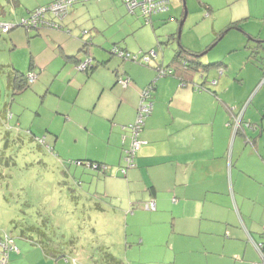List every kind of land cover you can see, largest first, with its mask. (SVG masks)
<instances>
[{"label": "rangeland", "instance_id": "374dc122", "mask_svg": "<svg viewBox=\"0 0 264 264\" xmlns=\"http://www.w3.org/2000/svg\"><path fill=\"white\" fill-rule=\"evenodd\" d=\"M96 1L71 10L72 14L64 22L70 25L62 24L63 31L42 28L41 34L37 35L36 31L27 33L24 28H18L9 34H0V237L9 234L20 239L22 231L36 236L38 234L34 229L49 227L60 245L80 252L77 258L69 256L78 264H97L99 256L94 259L92 256L99 253L103 244L111 246L116 257L127 264L147 261L153 264H234L232 259L238 257L235 254L241 252L239 255L242 257L245 247L240 244L228 247L224 252L222 243L214 235H209L204 243L199 237L176 236V249L184 251L176 260L171 250L173 241L167 235L169 226L165 227L150 217L151 213L144 209L147 201L130 207L126 201L131 199L130 190L118 183L110 189L114 191L117 206L120 205L123 210L114 214L116 204L106 198L107 193L111 195L106 184L111 178L104 179L103 175L99 179L91 178L83 174L86 169L90 171L89 167L70 164L86 157L92 160L110 159L112 164L108 175L120 173L121 167L126 166L123 151L125 134L121 130L128 124L122 120V112L126 108L119 100L122 93L119 90L122 89L113 93L102 92L98 81L109 73L120 71L122 74V65L127 66L128 62L124 64L112 55L115 44L127 46L132 54L156 53V61L149 66L152 69L156 64H163V67L171 65L176 51L185 47L194 52L208 51L202 58L204 64L223 61L233 65L228 67L242 70L246 52L242 32L231 30L223 35V40H219L216 47L207 48L210 45L212 48L213 41L224 32L226 17L239 14L243 0L230 4V0H214L215 12L211 15L204 6L209 3L207 0H185L188 15L180 40L183 0H170V11L154 16L152 25L140 17L139 11L132 15L119 1L106 12L89 9ZM1 2L6 5V14L3 16L0 13V25L18 23L23 10L13 9L6 0ZM79 8L82 10L77 11ZM84 31L90 33L82 38ZM90 39L92 42L86 48V58L94 59V66L98 69L88 81L81 77L86 74L77 70L76 63L67 62L62 46L77 54ZM235 45L238 51L232 53ZM33 61L36 67L32 73L36 80L28 90L12 100L7 89L8 71L15 66L28 75ZM130 64L143 70L140 68L142 65ZM9 66L11 68H7ZM220 70L230 71L227 68ZM218 72L214 69L205 77L212 82ZM234 73L231 89L226 92L229 101L241 100L249 93V81L245 80H250V77L246 76L243 82L235 81ZM201 74H197L196 82H202ZM244 74L248 75V70ZM228 75L226 72L224 78ZM244 107L245 104L241 105L240 110ZM120 108V113L114 117L113 113ZM116 125H120L119 148H116L117 141L109 143L112 134L115 137ZM262 140L264 148V136ZM50 148L54 151L51 152ZM124 178L120 174L116 180L123 182ZM90 181H94V186L88 191L87 183ZM139 187L136 185V190ZM241 191L250 198L245 209L251 213V220L258 222L262 213L259 200L264 201V186H249ZM134 199L132 201L138 203L137 198ZM110 202L113 205H109ZM97 204L104 211H96ZM136 214L138 216L133 217ZM126 215L130 216L128 224L125 222ZM210 224L218 231L224 226L223 222ZM66 237L68 240L64 243ZM142 240L145 245L140 243ZM167 250L174 256L167 254ZM241 257L237 259L241 261Z\"/></svg>", "mask_w": 264, "mask_h": 264}, {"label": "crops", "instance_id": "0c3cea01", "mask_svg": "<svg viewBox=\"0 0 264 264\" xmlns=\"http://www.w3.org/2000/svg\"><path fill=\"white\" fill-rule=\"evenodd\" d=\"M54 1L15 0L14 4H9L13 9L18 10L20 8L23 10V13L20 14L22 18L27 12L47 6ZM116 1L124 6L122 0H99L89 6V9H100L102 12H106L109 8L116 6ZM207 1L209 3L204 6L207 13L211 15L215 12V1ZM238 1L241 0H230L228 3ZM77 7L78 5L72 10H76ZM242 7L239 14L226 17L222 30L229 31L224 33V30L222 35L217 37H222L220 40H223V34L226 35L231 30L242 32V37L246 41L242 70L228 67L230 63L225 64L224 62L222 68H227L230 71H224L222 76L218 72V75L213 78V80H218L216 86L207 83V87L214 89L215 94L197 91L192 84H201L200 81L196 82L198 73L205 76L214 69L219 71V68L210 69L206 73L201 70L192 78L194 83H189L186 86L176 77L156 79V68L163 64H156L153 69L141 66L140 68H143L141 70L133 68L135 65L128 62L126 67L122 65V74L120 71H116L114 74L109 73V76L105 75L98 79L102 92L111 91L113 93L115 90L122 89L119 90L122 92H120L119 100L120 104L126 105L122 112V120L128 125L133 124L136 120L141 92L149 84L156 83L153 92V113L147 119L139 136L142 145L136 157V168L128 171L123 182L116 180L120 176V173L117 172L114 175H103V177L104 179L111 178L106 183L109 189L116 187L118 183L123 184L124 187L126 185V190H130L131 199L126 200L130 207L145 201H147L145 205L150 202L156 203V211H149L150 217L160 221L165 227L171 225V229L168 227L170 232L167 235H170V240L173 241L171 250L174 251L176 260L179 254L184 252L176 249V236L199 237L204 243L209 235H214L222 243L224 252L228 247L241 246L240 244L245 247L242 257L239 255L241 252L235 254L238 255L237 258L241 257V261L237 258L232 259L234 264L235 262L236 264L261 262L257 243L262 240L264 230V201L259 200L262 203L261 219L254 222L251 220V213L245 209L246 201H249L250 198L241 190H245L249 186H264V148L261 145L264 136V0H243ZM185 8L184 6L183 20L186 15ZM5 9L4 3L0 0V13L3 16L6 14ZM79 10L82 8L77 11ZM70 14L72 13L70 12ZM67 17L60 23L65 24ZM68 25L65 24V26ZM233 25H236L235 29H231ZM214 44H216L215 41H213L212 46ZM63 46L62 52L65 53L66 57L75 53L72 49H65ZM119 47L128 51L127 46L124 47L123 44H120ZM236 51L238 49L235 45L231 52ZM195 52L201 53V51ZM67 62H72V60ZM128 66L132 67L128 68ZM247 70L248 75L244 74ZM226 72L229 75L225 79ZM233 72H236L234 73L235 81L243 82L246 76L250 77V80H245L249 81V93L244 95L245 97L241 100L229 101L226 92L231 89ZM95 73L94 71L91 76L86 74V76L81 77L89 81ZM124 76L133 81L127 88L117 84V79ZM243 104L245 107L240 110ZM243 110L245 111L242 115ZM120 111L121 108L116 110L115 114L113 113L114 117ZM231 111L236 113L233 115L234 117L242 115L243 118L242 128L237 135L234 128L229 126L233 113ZM116 126V138L112 134L109 143L117 141L116 148H119L120 125ZM127 144L128 147L131 145L130 139L129 141L127 139L126 146ZM109 146L112 147V145ZM86 158L92 160L89 157ZM246 158L248 162L245 161ZM92 161L104 163L109 167L112 164L110 159L105 158ZM84 171L83 174H87L91 178L97 177L99 179L102 176V174L91 170L86 169ZM94 181L87 183L88 191L93 188ZM136 185L140 186L138 190H136ZM146 191L149 195L145 194ZM107 194L108 197L106 198L116 204L114 214L122 211L123 208L120 205L117 206L114 191L111 190V195H109L110 193ZM132 198H137L138 203L132 201ZM109 205H113L112 202ZM96 211L102 212L104 210L102 206L97 204ZM131 214L133 215V213ZM137 216L136 214L133 217ZM121 218H123V214ZM129 221L130 216L126 215L125 222L128 224ZM212 222H223L224 226H221L220 231H218L210 224ZM93 231L96 232L95 229ZM160 234L162 235V231ZM223 234L225 235L223 236ZM15 239L20 248V255H11L9 264H78L69 256L77 258V253L80 252L66 248L67 245H60L57 239L45 246L34 244L38 240L37 235L20 236V239L17 237ZM67 240L66 237L64 243ZM140 243L145 245L144 240ZM72 244L74 245V243ZM110 248L111 246L107 247L103 244L99 248V253L93 255L92 258L99 256L100 260V252L103 249L109 251L123 264H127L121 258L116 257ZM69 252L71 254H68ZM174 253L167 250V254L172 257ZM99 260L96 262L97 264H100ZM153 263L147 261L136 264Z\"/></svg>", "mask_w": 264, "mask_h": 264}, {"label": "trees", "instance_id": "16d2710c", "mask_svg": "<svg viewBox=\"0 0 264 264\" xmlns=\"http://www.w3.org/2000/svg\"><path fill=\"white\" fill-rule=\"evenodd\" d=\"M7 1V5H11L9 3H12L14 4L15 0H6ZM57 0H55L53 3L47 5V6H42V7H38L36 8L34 11H29L26 13V15H24L20 21L18 23H14L13 25H9L10 28H9V31L7 33H3L1 30H0V33L3 35V34H8V33H11L12 31L18 29V28H24L27 33H32V32H37V35H40V31L42 30V28H47V29H53V27H49L48 25V22H51V23H56L58 26L54 27L55 30H61L63 31L64 28L62 27V24L60 23L61 21H63L68 15L69 13L71 12V10L76 7L77 5H84V4H87V3H90L92 1H95V0H89V1H86V2H80L76 5H74L68 12L67 16L65 18H58L56 16H54L51 12H48L45 14V17L43 18H40L42 21L40 23L37 24V26H32V27H28V26H25L23 25L22 23V20H28L30 18H33V16H35V14L42 8H45V7H49V6H52ZM170 5H171V1H170V4H169V7H168V10L166 11H163V12H159L157 14H154L151 18H150V21L147 22L146 18L140 13V17H144L146 22L149 23V24H153V19H154V16H157L159 14H164V13H167L170 11ZM6 6V5H5ZM124 6L126 7V5L124 4ZM127 8V7H126ZM128 10V9H127ZM129 11V10H128ZM140 12V11H139ZM131 13V12H130ZM138 13V11L134 12V13H131L132 15H136ZM236 28V25L231 28V29H235ZM229 31V30H227ZM90 32L88 31H84L82 32L81 34V37L82 38H85L86 36L89 35ZM226 33V32H224ZM224 35V34H223ZM222 38V37H221ZM221 38H217V40H215V42L217 43ZM178 39H179V35H178ZM92 42V40L90 39L89 41H86L84 43V46L78 51L77 54H73L71 56H67L66 59L69 61V60H72L74 63H76V68L79 72H84L85 74H87L88 76H91L92 73L94 71H96L98 69L97 66H94V59L92 58H86L87 55H88V50H86L87 47L90 46V43ZM120 44H115V47L114 49L112 50V55L120 58L122 61L124 62H131V63H135V64H138V65H142L143 67H149L151 66V63L153 61H156L157 57L156 58H153L149 63H144L142 62V58L143 57H146V56H150L151 53H154V52H150L149 54H143V53H139V54H132L130 53L129 51H125V50H122L120 47ZM123 53L125 54L124 57H121L120 54ZM81 54H85L86 56H81ZM202 54V53H198V52H194L192 50H188L186 49L185 47H180V49H178L175 53V56H174V61L171 65H168L166 67H163V65L159 66L156 68V71H157V78L156 79H160V78H165V77H176V78H179L182 82V84L184 86H186L187 84L189 83H194L192 78H194V75L198 72H200L201 70H203V72H207L209 71L210 69H213V68H219V72L221 71L220 69L223 67L224 65V62L222 61H214V62H210L208 64H204L202 62V58L203 57H199V55ZM157 55V54H156ZM134 56H138V60H134ZM87 61H90L91 63L87 65L86 68L84 69H80V67H82L83 64H85ZM106 61H104L103 63H105ZM3 68H5L6 66H2ZM35 64H34V61L31 62L30 64V67H29V74L26 75V74H23L21 69H16L15 67L11 68L10 66L7 67V68H11L10 71H8L7 73V80H8V86H7V89H8V92H9V96L13 99H15V97L23 94L26 90H28L30 88V85L33 81L36 80V76L33 75L32 71L35 69ZM2 68V69H3ZM172 72L171 74H167V75H163L162 72ZM24 72V71H23ZM224 72V70H223ZM203 77V80L201 82V84H192L194 85V88L197 89V91H206V92H210V93H214L215 94V91L214 89L210 88V87H207V83H211L208 81V79L202 75ZM131 78L129 77H119L117 79V84L121 85L123 88H127L130 84H131ZM214 81V80H213ZM126 83V84H123V83ZM133 82V81H132ZM196 85V86H195ZM156 88V83H152V84H149L148 86H146L143 91L141 92V96H140V102H139V106H138V110H137V116H136V120L133 124H129V125H126V126H123L122 127V131L125 135H123V151H124V155H125V152H126V149L128 148V146L126 147V141L127 139L131 140L132 142V135H134V130L137 126V122H138V118H139V114H140V107H141V104L142 102L145 100L144 98V95L147 91H149L150 93V97L148 99V101H150V103L152 104V112L151 114L149 115V117H151L152 113H153V108H154V90ZM244 111V110H243ZM233 112V111H231ZM236 113L233 112L232 113V118L229 122V126L230 127H233V119H234V116ZM147 117L144 121V124L143 126L141 127L140 129V133L143 131L145 125H146V121L147 119L149 118ZM242 124H243V118L241 119V124H240V127L238 128V130L236 131V135L238 134V132L240 131V129L242 128ZM251 125V124H250ZM140 136V134H139ZM40 142V140H39ZM44 143V142H43ZM51 152H53L54 150L52 148H50ZM56 152V151H55ZM76 164L78 166H82V167H89V169L93 172H97V173H100L102 175H106L108 170L110 169L109 166H107L106 164L104 163H101V162H95V161H92V160H75V161H71V164ZM136 164V162H135ZM124 166L121 167V170H120V174L122 176H124L125 178L127 177V174H128V171L131 170V169H128L127 170V174L126 175H123L122 174V168ZM136 168V167H135ZM134 169V168H133ZM147 211V210H146ZM150 212H153V211H150ZM36 232H37V236H38V240L36 242H34L35 245H48V243H52L53 240H55V235L54 233L51 231H49V227L47 228H42V230L40 229H34ZM21 236H30L28 235L27 233L25 232H21ZM262 236H263V232H262ZM7 240H12L14 245L17 246L19 248V246L17 245L16 243V239L12 236V235H9V234H4L2 235V237H0V258L2 257V254L5 253V251L3 252L2 250V247H1V244L6 242ZM263 241V237H262V240L259 242L261 243ZM257 243V244H259ZM20 250V248H19ZM8 256H7V264H9L10 262V256L11 255H15V253L13 252H8ZM16 255H20V252ZM100 264H123L121 261L117 260L109 251L107 250H103L101 249V252H100Z\"/></svg>", "mask_w": 264, "mask_h": 264}, {"label": "built area", "instance_id": "2783aa9c", "mask_svg": "<svg viewBox=\"0 0 264 264\" xmlns=\"http://www.w3.org/2000/svg\"><path fill=\"white\" fill-rule=\"evenodd\" d=\"M89 0H57L52 6L45 7L40 9L33 18L28 20H22V24L28 27L37 26L42 20L40 18L45 17V14L51 12L54 16L62 19L65 18L69 12V10L76 4L80 2H86ZM126 5L129 12L134 13L136 11H140V13L146 18L147 22L150 21V18L159 12H163L168 10L170 0H122ZM49 27L58 26L56 23L48 22ZM10 26L8 25H0V30L3 33H7L9 31ZM121 57H124L125 54L121 53ZM156 53H151L150 56H146L142 58V62L149 63L153 58H156ZM134 60H138V56H134ZM90 61H87L85 64L80 67V69H84L90 64ZM171 74L172 72H162L163 75ZM220 76L223 75V70L219 72ZM123 84H126L125 82ZM218 84V80H214L211 82L212 86H216ZM150 93L147 91L144 95L145 100L142 102L140 107V114L137 122V126L134 130V135H132L131 145L126 149L124 161L125 167L122 168V174L126 175L128 169H133L136 167L135 161L138 154V151L141 148V142L139 141L140 129L144 124V121L152 112V104L148 101ZM243 115V114H242ZM242 115H238L233 119V128L236 131L240 127ZM145 210L147 211H156V203L150 202L145 205ZM263 241L257 244V249L261 255V262L254 264H264V230H263ZM3 252L2 257L0 258V264H7V256L8 252H13L18 254L20 252L19 248L14 245L12 240H7L6 242L1 244Z\"/></svg>", "mask_w": 264, "mask_h": 264}, {"label": "water", "instance_id": "95a60500", "mask_svg": "<svg viewBox=\"0 0 264 264\" xmlns=\"http://www.w3.org/2000/svg\"><path fill=\"white\" fill-rule=\"evenodd\" d=\"M184 6L186 7L185 0H184ZM185 10H186V15H185V17H184V20H182V22H181V24H180V28H179V40L181 39L182 28H183L184 22H185L186 17H187V9L185 8ZM216 45H217V43L214 44L213 47L210 48V49H213ZM210 49H209V50H210ZM207 53H208V51H207V52H204V53H202V54H200L199 57H200V58H201V57H204ZM242 114H244V112H243Z\"/></svg>", "mask_w": 264, "mask_h": 264}]
</instances>
